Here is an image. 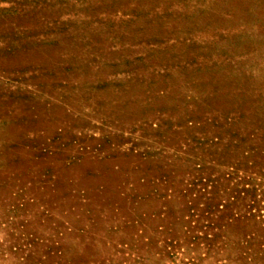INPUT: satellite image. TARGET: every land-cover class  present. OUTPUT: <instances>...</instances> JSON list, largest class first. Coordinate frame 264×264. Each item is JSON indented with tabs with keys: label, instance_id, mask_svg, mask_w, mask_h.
<instances>
[{
	"label": "rangeland",
	"instance_id": "1",
	"mask_svg": "<svg viewBox=\"0 0 264 264\" xmlns=\"http://www.w3.org/2000/svg\"><path fill=\"white\" fill-rule=\"evenodd\" d=\"M0 264H264V0H0Z\"/></svg>",
	"mask_w": 264,
	"mask_h": 264
}]
</instances>
